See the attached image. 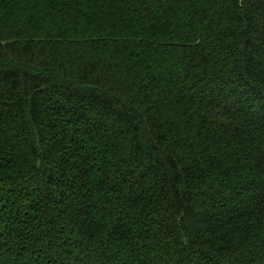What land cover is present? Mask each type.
<instances>
[{
	"label": "trees",
	"instance_id": "obj_1",
	"mask_svg": "<svg viewBox=\"0 0 264 264\" xmlns=\"http://www.w3.org/2000/svg\"><path fill=\"white\" fill-rule=\"evenodd\" d=\"M0 264H264V0H0Z\"/></svg>",
	"mask_w": 264,
	"mask_h": 264
}]
</instances>
